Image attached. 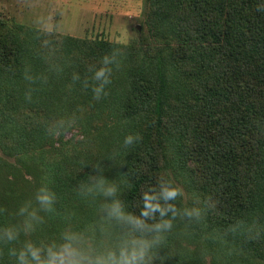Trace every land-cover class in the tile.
Returning <instances> with one entry per match:
<instances>
[{
    "label": "trees",
    "instance_id": "obj_1",
    "mask_svg": "<svg viewBox=\"0 0 264 264\" xmlns=\"http://www.w3.org/2000/svg\"><path fill=\"white\" fill-rule=\"evenodd\" d=\"M188 4V9L195 7L193 0ZM158 11H151L154 19L164 9ZM193 19L199 22L196 29L209 35L208 42L136 50L32 27L23 37L0 20V77L22 92L26 104L21 106H41L40 95L52 94L58 104L83 107L88 101L84 92L93 93L91 86L82 89V81L92 75L89 68L98 67L108 54L121 61L120 68H114L108 98L116 118L113 131L119 136L111 139L116 142L113 149L107 145L106 164L99 165L105 178L116 182L117 191L104 196L97 186L92 194L78 195L76 188L93 170L80 169L68 155L46 162L42 175L59 197L56 211L48 214L53 222L47 239L59 238L66 228L80 230V224L86 228L87 219L70 228L85 208H104L107 221L126 226L108 216L107 206L119 200L125 212L139 215L143 193L163 177L188 192L190 202L182 205V197L178 207L202 211L199 221H174L157 250L165 264H264V0H224L221 15ZM49 47L56 48V56L46 63L42 53ZM74 73L81 81L66 98L65 82L69 76L72 81ZM2 129V141L14 139L27 149H56L48 128L23 131L16 138L8 126ZM130 133L142 139L122 147ZM7 220L0 213V227L7 226ZM182 226L185 233L179 230ZM122 230L112 232L119 237ZM10 248L12 243L0 244V264H5Z\"/></svg>",
    "mask_w": 264,
    "mask_h": 264
},
{
    "label": "rangeland",
    "instance_id": "obj_2",
    "mask_svg": "<svg viewBox=\"0 0 264 264\" xmlns=\"http://www.w3.org/2000/svg\"><path fill=\"white\" fill-rule=\"evenodd\" d=\"M150 1L153 3L156 1V5L151 6ZM189 1L0 0V20L6 22L7 26L14 31L18 30L23 37L29 34L28 31L32 27L52 32V34L104 39L124 45L126 48H135V50L155 45L206 43L210 39L209 35L196 29L199 22L194 23L193 17L211 13L221 15L224 0H193L195 7L191 6L188 9ZM159 9H164V11L162 15L154 19V13L151 11L159 13ZM42 56L46 63H49V59L56 56V48H45ZM85 75L88 74L85 73ZM4 78L0 77V135L3 132V126H8L12 131L11 136L16 138L20 137L23 131L49 128L61 117L66 119L74 115L78 117L74 126L66 128L58 136L52 135L56 149L39 150L34 147L27 149L14 139L5 142L0 138V181H6L5 185L0 187V204L7 209L4 212L9 218L7 226H11L21 222L22 218L16 215L19 206L26 200L34 199L36 189L46 182L47 179L44 180L45 177L42 175L43 169L47 166L46 162H51L55 157L68 155L70 159H76L75 165L80 169L93 170V165H100L102 161L106 164L107 145L113 149L112 146H115L116 142H111V139L119 134L115 135L113 131L116 128L114 123L116 118L108 99L112 89L111 85L106 89L108 96L99 101L93 98V93H90L89 89L87 92V89L83 87L82 89L86 91L84 96H87L88 100L83 107H78L82 105L79 103L73 109L67 103L58 104L52 94L40 95L39 102H43L41 106H21L22 102L26 104L25 99L21 97L22 92L16 91L13 84L3 80ZM65 84L64 90L67 98L75 82L70 81L69 76ZM104 102L107 103L104 104ZM95 105L100 108L96 109ZM3 145L6 147L3 148ZM16 147H22L21 151L16 150ZM180 186L185 193L181 204H187L190 202L188 192L182 185ZM103 209H96V212H92L86 211L85 208L78 212L79 221L70 225V228L78 226V222L87 219L89 224L86 228L83 229L84 226L79 228L80 224L78 226L80 230H73L82 231L86 237H90L93 242L101 246L114 243L118 238V232L115 235L112 229H122V226L107 221ZM42 215L45 216V222L38 226L30 236L21 233L19 241L12 243L14 248L18 249L28 239L37 243L58 239L54 235L47 239L49 234L47 231L53 221H50L48 214L42 213ZM73 220L76 219L73 218ZM179 230L185 233L184 226ZM183 244L186 245V242ZM1 258L0 261H2ZM3 261L5 264H16L15 257L9 254L4 256Z\"/></svg>",
    "mask_w": 264,
    "mask_h": 264
},
{
    "label": "clouds",
    "instance_id": "obj_3",
    "mask_svg": "<svg viewBox=\"0 0 264 264\" xmlns=\"http://www.w3.org/2000/svg\"><path fill=\"white\" fill-rule=\"evenodd\" d=\"M121 61L112 54L105 55L99 66H92L90 78L82 83L85 88L91 86L93 98L101 100L108 95L106 88L112 82V74L119 69ZM73 82L81 81L78 73L72 76ZM91 81V83H90ZM25 98L31 100L30 94ZM77 116L59 118L48 128L49 134L60 135L66 128L76 124ZM142 139L139 133L128 134L122 147H130ZM103 167L93 165V172L88 179L78 185L77 194L84 196L92 194L97 186L103 188L104 196H111L117 191V184L108 181L103 175ZM92 181H96L93 184ZM181 186L171 179L160 178L156 186H151L143 193V207L139 215L125 212L119 200L112 201L107 206L108 216L115 217L118 222H126L117 240L107 246H101L86 237L82 231L64 229L59 238L48 242L25 240L21 247L10 248L9 255L15 257L16 264H164V258L157 255V250L166 242L167 234L174 227V221L189 223L199 221L202 216L200 208L178 207L177 201L184 197ZM57 193L42 183L34 193V199L26 200L16 212L21 217L18 225L0 227V244L8 245L19 241L21 233L30 236L37 227L45 222L44 214L54 213L57 203ZM7 209L0 208V213Z\"/></svg>",
    "mask_w": 264,
    "mask_h": 264
},
{
    "label": "water",
    "instance_id": "obj_4",
    "mask_svg": "<svg viewBox=\"0 0 264 264\" xmlns=\"http://www.w3.org/2000/svg\"><path fill=\"white\" fill-rule=\"evenodd\" d=\"M139 29V27H137Z\"/></svg>",
    "mask_w": 264,
    "mask_h": 264
}]
</instances>
